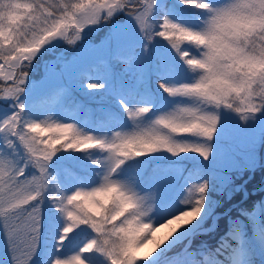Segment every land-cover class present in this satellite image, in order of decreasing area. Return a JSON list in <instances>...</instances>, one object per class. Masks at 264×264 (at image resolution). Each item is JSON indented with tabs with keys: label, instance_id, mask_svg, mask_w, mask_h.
Returning a JSON list of instances; mask_svg holds the SVG:
<instances>
[{
	"label": "snow or ice",
	"instance_id": "1",
	"mask_svg": "<svg viewBox=\"0 0 264 264\" xmlns=\"http://www.w3.org/2000/svg\"><path fill=\"white\" fill-rule=\"evenodd\" d=\"M223 2L0 0V264H200L213 177L173 161L210 162L225 113L264 116V44L199 58L203 24L234 11ZM246 215L264 248V219Z\"/></svg>",
	"mask_w": 264,
	"mask_h": 264
},
{
	"label": "trees",
	"instance_id": "2",
	"mask_svg": "<svg viewBox=\"0 0 264 264\" xmlns=\"http://www.w3.org/2000/svg\"><path fill=\"white\" fill-rule=\"evenodd\" d=\"M168 3H173V0H168ZM102 36L103 33H97L93 37L94 42H98ZM159 39L164 41V38ZM187 43L185 41L181 47H185ZM50 58L45 57V59ZM37 63L42 64V61ZM42 75V67H38L33 71L32 78L39 81ZM83 99L80 93L74 90L73 99L65 102L62 110L67 113L76 112L77 102ZM60 111L61 109H57L49 115L56 120ZM83 118L82 113L81 119ZM261 143L264 145V116L258 121H250L244 125L235 114L225 113V126L215 140V155L210 162L203 161L202 158L173 161L187 169L203 168L213 177L210 195L215 200L214 213L218 214V221L211 231L200 232L193 238L190 249L196 253L192 258L198 259L202 264L230 262V254L237 243L228 236L229 228L231 225H239L242 220L245 221L242 211H252L256 203L264 199V164L258 166L251 176L252 168L259 157H264V147L260 150ZM252 153L255 157L249 162L248 158ZM175 187L164 193L163 204L168 201L166 196ZM211 220L208 219L207 225L211 224ZM225 239L228 240V246L222 247ZM0 257L7 258V250L3 244H0Z\"/></svg>",
	"mask_w": 264,
	"mask_h": 264
},
{
	"label": "clouds",
	"instance_id": "3",
	"mask_svg": "<svg viewBox=\"0 0 264 264\" xmlns=\"http://www.w3.org/2000/svg\"><path fill=\"white\" fill-rule=\"evenodd\" d=\"M241 4L248 6L238 7ZM218 7L232 8L234 11L215 26L203 24L202 30L209 34L204 37L200 59L209 52L221 57L240 49L251 52L253 42L258 48L264 44V0H224ZM202 20L211 21L212 17Z\"/></svg>",
	"mask_w": 264,
	"mask_h": 264
},
{
	"label": "rangeland",
	"instance_id": "4",
	"mask_svg": "<svg viewBox=\"0 0 264 264\" xmlns=\"http://www.w3.org/2000/svg\"><path fill=\"white\" fill-rule=\"evenodd\" d=\"M254 157L255 155L254 153H252L249 156L248 161L252 162ZM260 164H264V162H262V159L260 161ZM185 175H187V173H185ZM180 183L182 184L183 181H181ZM180 191H181V188L179 184L173 189V191L170 190L169 194L166 196V199H168V201L164 203V205H167L170 201L175 200L180 195ZM211 199L215 204V200L212 196H211ZM246 214H254L257 221L264 219V199L258 201L252 211H242V215L244 216L245 221L242 220L239 225H235V226L231 225V227L229 228L227 233L232 231L234 227H239L242 231V242L236 241L237 245L234 247V249L232 250L230 254L231 261L229 264H264V248H261L259 246V244L256 242L253 236V234L257 231L260 225L250 220L249 216ZM208 219H212L210 222L212 224L207 225ZM217 219H216V214L214 213V208H213L212 215L204 219L201 232L211 231L215 227L217 223ZM172 227H175V225L169 226L167 228H161L155 234L156 239L159 240L165 237L171 231ZM154 244H155V241H153L152 243H146L145 247L140 252V257L147 255V253L151 251V249L154 247ZM235 249H240L244 252V257L239 262H237L234 259ZM190 251L193 253V257L196 256L195 252H193L192 250ZM195 260L199 261L198 259H195ZM200 264L202 263L200 262Z\"/></svg>",
	"mask_w": 264,
	"mask_h": 264
}]
</instances>
